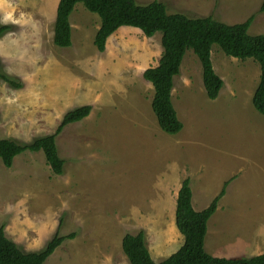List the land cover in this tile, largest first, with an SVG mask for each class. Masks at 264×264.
Masks as SVG:
<instances>
[{"label":"rangeland","instance_id":"374dc122","mask_svg":"<svg viewBox=\"0 0 264 264\" xmlns=\"http://www.w3.org/2000/svg\"><path fill=\"white\" fill-rule=\"evenodd\" d=\"M58 1L0 0V25L10 26L0 37V68L21 83L16 88L0 79V138L32 142L53 133L67 111L92 107L57 136L63 174L52 171L42 150L24 151L11 167L0 158L6 236L38 251L54 234L74 233L44 264H131L122 238L143 229L160 262L183 243L175 224L183 180L189 178L196 200L209 206L235 175L205 244L214 253L210 247L218 241L214 254L221 257L254 256L251 242L264 249V115L252 103L259 63L213 44V67L225 84L210 99L200 60L187 49L172 91L183 129L168 134L152 109L154 88L143 77L162 55V33L147 37L124 26L100 52L94 43L100 16L79 2L70 17L72 44L60 47L53 40ZM158 1L169 13L227 24L254 14L249 33L264 34V0Z\"/></svg>","mask_w":264,"mask_h":264},{"label":"trees","instance_id":"16d2710c","mask_svg":"<svg viewBox=\"0 0 264 264\" xmlns=\"http://www.w3.org/2000/svg\"><path fill=\"white\" fill-rule=\"evenodd\" d=\"M82 2L91 12L100 16L94 43L97 49L105 50L107 40L119 28L130 26L139 28L145 36L162 33V55L158 64L143 72L145 80L154 88L152 109L160 128L168 134H178L183 129L172 101L175 76L180 74L181 64L187 49H192L202 66L203 85L207 96L216 99L224 80L216 73L211 60V49L217 44L228 56L244 60L253 58L261 68L260 81L253 94L255 109L264 115V34L252 35L250 25L252 14L244 22L227 24L212 16L189 17L183 13H169L167 4L153 0L139 4L136 0H59L54 25V43L60 47L72 44L70 16L76 4ZM264 11V2L261 6ZM9 25H0V37ZM0 79L13 87L21 83L5 75L0 68ZM91 105H82L67 111L56 130L48 135L35 138L32 142L21 143L12 138H0V158L6 167H11L17 155L26 150L43 151L46 162L55 174H63L65 159L59 153L57 136L64 128L88 116ZM221 193L205 209L197 211L192 205L190 179L185 178L178 191L175 224L183 236V243L173 253L156 262L146 245L144 230L136 234L126 233L122 238V248L131 264H264V253L251 257H218L205 249V236L209 218L217 209ZM54 234L38 251H26L21 245L8 238L5 225L0 226V264H44L66 238Z\"/></svg>","mask_w":264,"mask_h":264},{"label":"crops","instance_id":"0c3cea01","mask_svg":"<svg viewBox=\"0 0 264 264\" xmlns=\"http://www.w3.org/2000/svg\"><path fill=\"white\" fill-rule=\"evenodd\" d=\"M75 9H76V7H75ZM72 15V14H71ZM71 17V16H70ZM71 22V21H70ZM100 27V22L98 23V26H97V28H99ZM124 28V27H123ZM98 30V29H97ZM232 176V175H231ZM231 176H229L228 178H227V180L224 182V184H223V186H222V189L219 191V193L214 197V199L221 193V191L223 190V188H224V194L220 197V199H219V201H218V206H217V209H216V211L214 212V214L216 213V212H218V210H219V208H220V206H221V203L223 202V200H224V197H225V195H226V193H227V189H228V186H229V184H230V182L236 177L235 175H233L232 177ZM234 177V178H233ZM191 185V184H190ZM191 189H192V187H191ZM213 199V200H214ZM191 200H192V205H193V208L195 209V210H197V211H201V210H203V209H205V208H207L208 207V204L206 205L205 204V202H203V201H200V200H196V198H195V196H194V190L192 189V198H191ZM212 200V201H213ZM212 203V202H211ZM210 203V204H211ZM196 205H200V208H197V206ZM204 205H206V206H204ZM202 206H204V208H202ZM213 214V215H214ZM213 215L210 217V219H209V221H208V225H207V234H206V237H207V235L208 234H210V232L211 231H213V229H212V219H213ZM118 233H116V235H117ZM206 239V238H205ZM120 240H121V238H120ZM250 246H251V249H252V247L254 248L253 250H251V251H256L257 253H256V255L257 254H261L262 253V251L264 250L263 249V246L262 247H257L256 246V244H254L253 242H251L250 244H249ZM219 246V244H218V241H216V244L215 245H213V246H211L210 248H211V250H212V252H214V253H218V247ZM205 249H206V251L208 252V253H210L209 251H208V246H207V243L205 244ZM250 251V250H249ZM151 252V251H150ZM214 253H210L211 255H214V256H218V255H216V254H214ZM151 255H152V257H153V254H152V252H151ZM237 256H239V255H237ZM237 256H232V257H237ZM218 257H221V256H218ZM165 259V258H164Z\"/></svg>","mask_w":264,"mask_h":264}]
</instances>
